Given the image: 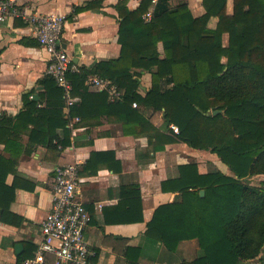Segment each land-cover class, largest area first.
<instances>
[{
  "label": "trees",
  "instance_id": "obj_1",
  "mask_svg": "<svg viewBox=\"0 0 264 264\" xmlns=\"http://www.w3.org/2000/svg\"><path fill=\"white\" fill-rule=\"evenodd\" d=\"M149 3L143 0L121 14L117 58L68 72L71 94L80 98L68 116L62 111L63 91L48 74L40 80L43 106L27 94L15 118L0 116V143L7 152L0 153V220L20 223L9 210L14 186L5 183L20 154L35 144L69 145L68 118L78 116L86 123L89 113L99 111L107 120L120 121L124 134L145 135L154 150L167 142H184L215 153L232 173H199L190 162L178 166V177L163 182V188L171 182L179 198L156 208L148 232L170 251L179 241L196 238L200 255L180 264H236L258 258L264 253V181L251 184L249 178L264 175V0H232L230 14L226 0H202L205 12L200 16L191 14L185 0H157L150 20L144 21ZM211 16L217 17L214 28L207 26ZM223 33L228 35L226 45ZM143 70L150 72L151 84L140 94ZM89 74L109 77L121 97L109 101L105 91L88 90ZM144 109L163 113L164 132L153 126ZM23 132L30 143L25 149ZM112 157L110 151L92 152L86 163ZM29 256L22 254L21 260Z\"/></svg>",
  "mask_w": 264,
  "mask_h": 264
},
{
  "label": "crops",
  "instance_id": "obj_2",
  "mask_svg": "<svg viewBox=\"0 0 264 264\" xmlns=\"http://www.w3.org/2000/svg\"><path fill=\"white\" fill-rule=\"evenodd\" d=\"M10 1L19 15L9 16L0 26V116L9 118H15L23 109L27 94L38 102L37 106L44 105L39 97L44 89L40 80L48 74L49 61L46 50L35 39L28 19L31 14H64L66 20L61 35L63 49L75 67L92 69L98 62L120 55L118 29L121 14L136 9L143 2ZM185 1L193 16L205 12L202 0ZM87 5V8L75 11L76 7ZM154 5L150 0L142 14L144 21L150 20L144 16L149 10L153 11ZM226 11L232 13V0H226ZM216 23L217 17L211 16L207 26L214 28ZM224 38L227 43V33H223L222 42ZM23 40L29 43H22ZM157 47L162 55L160 42ZM85 83L90 91H102L91 87L87 79ZM150 84L151 74L143 70L139 79V93L144 94ZM33 94L37 95V99L32 97ZM70 97L72 102L68 106L63 93L62 111L66 116L70 106L80 101L77 95L71 94ZM107 99L111 101L108 96ZM136 107L143 109L141 105ZM144 115L155 128L165 131L162 112L144 109ZM85 120L86 123H81L78 116L68 118L69 145L48 148L45 144H35L30 152L20 154L15 169L7 173L5 183L14 186L9 210L19 218L20 223L15 225L0 220V264H19L22 254H34L41 239L40 224L51 204L54 168L69 163L78 167L79 196L91 215L85 230V239L92 252L90 264H180L191 262L200 255L196 238L181 240L175 250L170 251L153 233L148 232L147 224L158 206L179 198L171 182L164 184L163 188V182L178 177L179 165L193 162L199 173L221 171L231 175L230 171H225L218 156L179 141L167 142L162 148L156 147L154 150L145 135L134 137L124 134L120 121L107 120L99 111L89 113ZM31 128L29 123L28 129ZM20 136L23 149L29 148L26 133H20ZM3 148L4 145L0 143V153L7 156ZM107 151L112 153V160H95L87 166L92 152ZM254 177L264 181L263 174L253 175L249 179ZM16 243L22 244L19 253L15 252ZM236 264H264V253L255 259H241Z\"/></svg>",
  "mask_w": 264,
  "mask_h": 264
},
{
  "label": "built area",
  "instance_id": "obj_3",
  "mask_svg": "<svg viewBox=\"0 0 264 264\" xmlns=\"http://www.w3.org/2000/svg\"><path fill=\"white\" fill-rule=\"evenodd\" d=\"M151 1L154 5L157 0ZM13 15H19V11L11 1L0 0V26ZM151 16L152 9L144 18L149 20ZM28 19L37 43L47 52L49 61L47 73L63 90L69 106L72 102L70 97L72 84L67 74L70 71H78V67L71 64L70 57L61 45L65 15L34 13ZM87 82L91 87L105 91L111 101L119 99L122 95L121 90L109 77L91 74L87 76ZM132 106L136 107V102H133ZM169 127L172 131L178 132L175 124L170 123ZM78 186L76 164L69 163L54 168L51 204L40 224L41 239L34 254L23 258L19 264H90L92 252L85 239V230L91 215L79 196Z\"/></svg>",
  "mask_w": 264,
  "mask_h": 264
},
{
  "label": "water",
  "instance_id": "obj_4",
  "mask_svg": "<svg viewBox=\"0 0 264 264\" xmlns=\"http://www.w3.org/2000/svg\"><path fill=\"white\" fill-rule=\"evenodd\" d=\"M32 97H33L34 99H37V95H36V94H33ZM216 112H218V110H214V111H213V113H216ZM200 194H201V195L204 194V190H203V189L200 190ZM21 249H22V244H21V243H16V244H15V252H16V253H19Z\"/></svg>",
  "mask_w": 264,
  "mask_h": 264
},
{
  "label": "rangeland",
  "instance_id": "obj_5",
  "mask_svg": "<svg viewBox=\"0 0 264 264\" xmlns=\"http://www.w3.org/2000/svg\"><path fill=\"white\" fill-rule=\"evenodd\" d=\"M223 43H224L225 45L227 44L225 38L223 39ZM223 59H224V58H223ZM221 164H222V166L225 168V171L229 172V169L227 168V166L224 165L222 162H221ZM259 178H260V177H254L253 179H249V182H250V183H253V184H259L260 181H261Z\"/></svg>",
  "mask_w": 264,
  "mask_h": 264
}]
</instances>
